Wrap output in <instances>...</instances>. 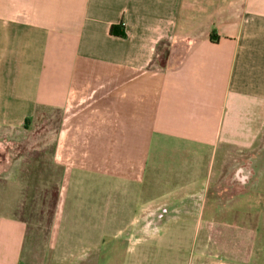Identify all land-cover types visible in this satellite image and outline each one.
I'll list each match as a JSON object with an SVG mask.
<instances>
[{
	"label": "crops",
	"instance_id": "obj_1",
	"mask_svg": "<svg viewBox=\"0 0 264 264\" xmlns=\"http://www.w3.org/2000/svg\"><path fill=\"white\" fill-rule=\"evenodd\" d=\"M31 124L17 148L58 171L43 264H242L203 207L264 135V0H0V264H28Z\"/></svg>",
	"mask_w": 264,
	"mask_h": 264
},
{
	"label": "rangeland",
	"instance_id": "obj_2",
	"mask_svg": "<svg viewBox=\"0 0 264 264\" xmlns=\"http://www.w3.org/2000/svg\"><path fill=\"white\" fill-rule=\"evenodd\" d=\"M162 56L161 52L155 58L154 66L162 65ZM34 129L32 124L25 126L9 132L8 138L12 142L9 148L16 149V153L21 150L26 156L18 168L25 189L22 204L16 211L27 227L23 261L43 264L47 259L46 240L54 208L58 171L49 164L47 149L37 148L32 143L26 144L25 148L24 145L17 148L20 138L29 136ZM14 157L15 152L9 158L3 157L0 165L3 163V168L13 166ZM207 198L203 214L220 215L227 222L202 224V231L222 232L227 237L231 236V239H227V248H232L228 257L233 261L264 264V135L247 150H232L226 159L224 172L208 189ZM206 241L212 244L216 240Z\"/></svg>",
	"mask_w": 264,
	"mask_h": 264
},
{
	"label": "trees",
	"instance_id": "obj_3",
	"mask_svg": "<svg viewBox=\"0 0 264 264\" xmlns=\"http://www.w3.org/2000/svg\"><path fill=\"white\" fill-rule=\"evenodd\" d=\"M119 26V25H118ZM117 26H115V25H111L110 26V28H109V33L110 34H115V28H116ZM120 35H123V33H121ZM22 204V203H21ZM21 218V217H20ZM22 219V218H21Z\"/></svg>",
	"mask_w": 264,
	"mask_h": 264
}]
</instances>
